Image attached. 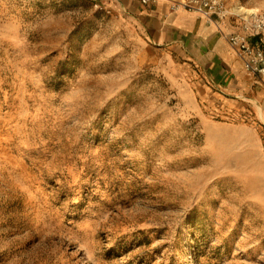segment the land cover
<instances>
[{
    "label": "rangeland",
    "instance_id": "obj_1",
    "mask_svg": "<svg viewBox=\"0 0 264 264\" xmlns=\"http://www.w3.org/2000/svg\"><path fill=\"white\" fill-rule=\"evenodd\" d=\"M224 2L209 46L259 15L264 47V0ZM147 30L124 0H0V264H264V77L228 91Z\"/></svg>",
    "mask_w": 264,
    "mask_h": 264
},
{
    "label": "crops",
    "instance_id": "obj_2",
    "mask_svg": "<svg viewBox=\"0 0 264 264\" xmlns=\"http://www.w3.org/2000/svg\"><path fill=\"white\" fill-rule=\"evenodd\" d=\"M126 10H129L133 16L140 21L141 25H146L148 33L155 40H167L171 36L176 39L182 38V41L197 43L201 50L197 56L202 61L204 68L212 72L217 81H222L226 90L247 89V82L243 79L250 77L244 69V65L237 54L230 51H222L224 41L217 37L214 46H209L211 40L216 37L219 28L213 27L206 29L208 22H215V19H205L198 21L187 13L186 10L178 9L171 11L165 1L154 4H144L141 0H124ZM204 19V18H203ZM194 23V25L192 24ZM151 27H150V25ZM156 24V25H154ZM192 31V35L189 34Z\"/></svg>",
    "mask_w": 264,
    "mask_h": 264
},
{
    "label": "built area",
    "instance_id": "obj_3",
    "mask_svg": "<svg viewBox=\"0 0 264 264\" xmlns=\"http://www.w3.org/2000/svg\"><path fill=\"white\" fill-rule=\"evenodd\" d=\"M160 1H167L171 11L183 9L210 20L216 16L224 17L229 13L224 0H141L144 4H154ZM250 18L252 22L245 23L244 26L246 33L228 31L226 38L241 59L244 68L258 78H262L264 77V47L259 43V38L257 39L259 37V15H250Z\"/></svg>",
    "mask_w": 264,
    "mask_h": 264
},
{
    "label": "bare ground",
    "instance_id": "obj_4",
    "mask_svg": "<svg viewBox=\"0 0 264 264\" xmlns=\"http://www.w3.org/2000/svg\"><path fill=\"white\" fill-rule=\"evenodd\" d=\"M236 11H238V12H250L251 10L246 9V8H244L241 5H238L237 8H236Z\"/></svg>",
    "mask_w": 264,
    "mask_h": 264
},
{
    "label": "trees",
    "instance_id": "obj_5",
    "mask_svg": "<svg viewBox=\"0 0 264 264\" xmlns=\"http://www.w3.org/2000/svg\"><path fill=\"white\" fill-rule=\"evenodd\" d=\"M258 38H259V37H257V39H258ZM257 39H256V40H257Z\"/></svg>",
    "mask_w": 264,
    "mask_h": 264
}]
</instances>
